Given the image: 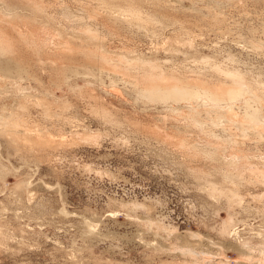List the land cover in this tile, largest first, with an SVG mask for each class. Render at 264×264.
Wrapping results in <instances>:
<instances>
[{
  "label": "rangeland",
  "instance_id": "1",
  "mask_svg": "<svg viewBox=\"0 0 264 264\" xmlns=\"http://www.w3.org/2000/svg\"><path fill=\"white\" fill-rule=\"evenodd\" d=\"M0 264H264V0H0Z\"/></svg>",
  "mask_w": 264,
  "mask_h": 264
},
{
  "label": "bare ground",
  "instance_id": "2",
  "mask_svg": "<svg viewBox=\"0 0 264 264\" xmlns=\"http://www.w3.org/2000/svg\"><path fill=\"white\" fill-rule=\"evenodd\" d=\"M134 4L135 3L129 4L123 10H121L124 19L126 21H128L129 23H135V24L145 25V24H147V22H149V23L150 22L156 23L155 21L162 22L159 19V16L158 15L155 16V15H152V14L147 13V12L146 13H143L141 11V9L137 5L135 6ZM159 8H160V5H159ZM163 9H164V7H163ZM162 16H164V15H162ZM166 22H168V21H166ZM188 83H184L182 81L179 82V81H177V79H175L174 82L167 81L165 83H161V82L155 81V82H153L151 84H147V87L146 88L143 87L145 89L140 90V93H141V95L144 98H147L148 100H151V101H157V102H160V103H167V102H170V101H173V102H181V101H185V102H188V101L189 102H196V101L202 100L203 96H207L210 99V101H213L216 105H218L220 101H222V100H224V99H226L228 97L231 98L232 100L233 99H239V98H242L241 96H243V94H244L242 89L236 88V87H230L224 93H219V92H215L216 90L213 91L211 89H201V88L198 89V87H195V86L194 87H191V85H189ZM217 107H219V106H217ZM250 108H251L250 106L246 107V110H245L246 112H244V114H245L244 116L245 117H243V118H245V121L246 122H247V119H250V120L251 119L252 120L257 119L258 120V117H259L258 111L257 110L250 111L249 110ZM245 121H243V120L240 121L243 124V126L241 124L242 127L239 125L241 127V129L243 130V132L245 130H247L246 125H245L246 124ZM205 122H206V120H205ZM199 123L202 124L201 121H199ZM249 126H251V125H249ZM247 127H248V125H247Z\"/></svg>",
  "mask_w": 264,
  "mask_h": 264
}]
</instances>
